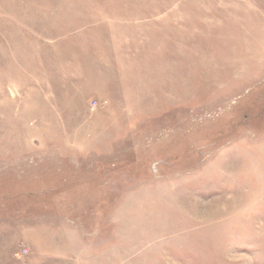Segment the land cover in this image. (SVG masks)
<instances>
[{"label":"rangeland","instance_id":"374dc122","mask_svg":"<svg viewBox=\"0 0 264 264\" xmlns=\"http://www.w3.org/2000/svg\"><path fill=\"white\" fill-rule=\"evenodd\" d=\"M0 264H264V0H0Z\"/></svg>","mask_w":264,"mask_h":264}]
</instances>
